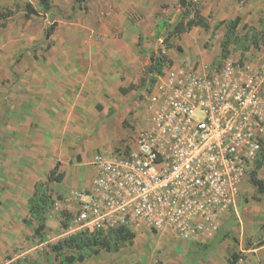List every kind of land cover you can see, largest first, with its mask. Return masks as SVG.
<instances>
[{"label":"built area","instance_id":"built-area-1","mask_svg":"<svg viewBox=\"0 0 264 264\" xmlns=\"http://www.w3.org/2000/svg\"><path fill=\"white\" fill-rule=\"evenodd\" d=\"M136 119L119 146L92 155L90 186L61 194L65 233L212 238L264 148V43L236 59L164 66Z\"/></svg>","mask_w":264,"mask_h":264},{"label":"crops","instance_id":"crops-1","mask_svg":"<svg viewBox=\"0 0 264 264\" xmlns=\"http://www.w3.org/2000/svg\"><path fill=\"white\" fill-rule=\"evenodd\" d=\"M118 26L123 30L120 38L110 30L102 31L108 33L102 41L85 36L75 43L78 36H72L69 42L73 46H67L68 40L62 38L58 40L60 49L52 47L43 62L2 70L7 77L3 89L7 106L0 112V168L8 174L12 187H23L30 180L26 186L31 194L34 183L44 180L42 171L52 169L55 162L65 172L61 183L69 182L75 167L82 162L90 164L88 155L109 152L133 130L138 104L130 103L129 96L138 85L143 65L138 40L145 24L127 19ZM190 35L175 39L180 43L189 38L199 41ZM17 36L20 33L11 36L9 30L0 35L1 47H5L0 49V58L12 61L21 43ZM6 42L10 45L5 46ZM192 43L183 46L182 63L194 64L201 57V53L192 55L191 49L197 48V44L189 46L195 45ZM28 55L29 59V51ZM131 85L134 88L130 89ZM244 185L236 207L225 215L212 238L186 242L171 235L152 237L142 245L140 264H232L224 258L225 249L243 251L242 240L253 237L264 220V204L254 201L250 208L253 205L242 197ZM227 221L233 223L230 235L220 230ZM245 251L247 257L239 259L240 264H264V243L247 246Z\"/></svg>","mask_w":264,"mask_h":264},{"label":"rangeland","instance_id":"rangeland-1","mask_svg":"<svg viewBox=\"0 0 264 264\" xmlns=\"http://www.w3.org/2000/svg\"><path fill=\"white\" fill-rule=\"evenodd\" d=\"M50 3V10L43 12L38 0H0V9L14 11L9 19L0 20V35H4V32L9 30L11 36L20 33L17 38H21L20 47L12 56L11 62L5 57L0 58V62H2L0 63V112L1 108L3 111L6 110L7 106L5 98L7 92L3 91V89H6L5 81L7 77L1 73L3 69L8 68L10 71L11 68L23 66V63L32 65L33 63L43 62L50 55L52 47L58 46L60 49L61 45L58 44V40L62 38L68 40L67 46L71 45L69 40L72 36H78L75 43H78L79 39H83L85 36L90 40L102 41L104 39L103 34H108L102 33L103 30L115 31L114 37L120 38L123 30L118 25L127 19H130L131 22L140 19L145 24V28L142 30L143 37L138 43L141 50L140 59L143 63L138 78L142 76L143 68L149 63L152 52L155 54L158 51L165 53L171 61L170 64H185L182 63L183 56L181 52L183 46L193 42L192 44L195 45L189 46L193 47L197 44V48L191 49L192 55L201 53L198 56L204 58H198L195 64L205 65L213 58L219 57V42L225 30L224 21L235 16L240 17L237 28L239 36H243L245 33L249 36L252 31H259L264 36V0H202L200 3L201 12L210 24V29L205 31L200 28H192L188 32L189 34H183V39L193 34L199 41L195 42L194 39L189 38L188 41L182 43L176 41L175 38L164 39L168 30L180 17L181 9L177 0H85L84 2L50 0ZM27 4L34 10L33 12L26 11ZM159 20H165L167 24L161 28V36L156 37L154 36V28ZM49 26H52V30L49 37H47L45 32ZM212 31L213 35H211ZM22 34H24V37H22ZM13 40H15L14 37ZM166 43L172 44V50L165 48ZM9 45L6 42L5 46ZM0 49L3 51L5 47L3 46ZM28 51L30 52L29 59L26 57ZM239 53V48L231 46L229 58H239ZM139 80L137 81L138 85L129 96L130 103H135L136 106L137 104L138 106L141 105V99L147 88H149L148 76L145 77L143 84H140ZM134 111L133 107L131 109L132 116ZM140 125L141 123L136 120L134 127ZM2 141L3 138H0V147ZM91 157V155L90 157L87 156L90 159ZM3 160L2 156L1 161ZM58 171L65 173L60 165ZM48 172L42 171V177L45 176L43 179L46 178ZM94 173L95 170L91 164L82 162L81 165L75 167L74 172L70 175L69 182L63 184L52 183L55 202L47 211L46 240L38 242L37 239L32 237L33 227L25 226L22 222V218L27 214L26 199L30 195V188L26 186V183L28 182V185H30L31 181L22 184L23 187H12L8 183V174L5 173L3 168H0V264H7L14 260H20L22 264H57L49 244L67 235L60 223L61 194L68 192L71 188L89 187L90 184L88 183L92 180ZM257 174L258 177L264 178V162ZM9 182L11 183V181ZM70 185H73V187ZM242 197L246 201H250L252 205L255 202L264 204V194H259L256 187L249 180L245 182ZM255 198L260 202L256 201ZM252 207L254 208V205L250 206V208ZM232 226L233 223L227 221L220 230H223L226 235H230ZM158 236L160 238L161 235H137L132 243L125 245L116 252L101 251L86 258L83 262L75 264H110L113 262L140 264L139 256L142 245L148 244L152 237L158 238ZM263 243L264 231L260 226V230L253 237L248 235L242 240L243 251H239L242 256L241 259L244 260L247 257L245 251L247 246H258ZM230 254L231 252L225 249L224 258L228 260Z\"/></svg>","mask_w":264,"mask_h":264},{"label":"trees","instance_id":"trees-1","mask_svg":"<svg viewBox=\"0 0 264 264\" xmlns=\"http://www.w3.org/2000/svg\"><path fill=\"white\" fill-rule=\"evenodd\" d=\"M77 1L84 2L85 0ZM201 1L202 0H177L181 9L180 17L168 30L164 39L178 38L180 35L189 32L194 27H199L205 31L210 29V24L201 12ZM38 3L43 12H47L51 8L50 0H38ZM27 10L34 11L28 4L26 5V11ZM13 14L14 11L12 10L0 9V20L5 21L12 17ZM239 23V16L224 21L225 30L219 42L220 59H226L229 57L231 46L239 48L240 55L243 56L249 48H256L259 47L261 43H264V36H262L259 31H252L249 36H247V33L243 36H239L237 34ZM165 24H167L165 20H159L156 22L154 36H161L160 30ZM51 30L52 26H49L46 29L45 34L47 37L51 34ZM211 35H213V31L211 32ZM139 38L141 39V36ZM171 47V43H166V49ZM170 63L171 61L165 53L158 51L155 54L152 52L150 54L149 63L142 70V76L139 78L140 84H143L145 77L148 76L149 88H147V91H149L150 87L156 80V75L161 73L163 67ZM131 88H134V86L131 85L130 89ZM263 162L264 148H262L255 157L251 169L248 170V180L256 187L259 194H264V178L258 177L257 174V171L262 167ZM58 167L59 162H56L52 169L49 170L44 180H37L33 185L31 194L26 199L25 204L27 214L22 218V222L25 226L33 227L32 237L37 239L38 242H44L46 240L47 211L55 202L52 183H61L64 177V173L58 171ZM59 214L61 217L60 223L63 228L66 229L70 223V216L63 210H61ZM261 227L264 230V220ZM134 238V233L123 227H117L107 231L95 230L93 232L80 230L68 234L62 239L49 244V248L54 254V259L57 264H75L83 262L86 258L96 255L101 251L116 252L125 245L132 243ZM241 258L242 256L239 252H233L230 254L228 260L234 262ZM7 264H22V262L20 260H14ZM110 264L129 263L113 262ZM155 264H158V262Z\"/></svg>","mask_w":264,"mask_h":264}]
</instances>
